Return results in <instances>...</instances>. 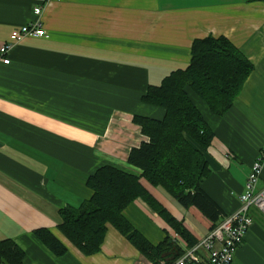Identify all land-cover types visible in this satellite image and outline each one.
I'll return each instance as SVG.
<instances>
[{
    "label": "crops",
    "instance_id": "crops-1",
    "mask_svg": "<svg viewBox=\"0 0 264 264\" xmlns=\"http://www.w3.org/2000/svg\"><path fill=\"white\" fill-rule=\"evenodd\" d=\"M37 6L48 36L25 38L0 63V237L23 248V264H155L112 224L101 249L85 254L60 230V210L91 197L87 179L100 166L141 175L128 160L147 140L134 116L165 115L142 96L185 68L193 41L207 36L229 38L254 64L223 115L189 90L215 133L203 188L225 212L218 223L236 211L264 144V1L0 0V45L38 17ZM141 181L197 241L209 232L197 207ZM263 189L264 166L256 191ZM248 214L253 224L231 264H264V210L252 205ZM124 215L153 244L176 232L142 198ZM41 227L68 251L55 255L35 235Z\"/></svg>",
    "mask_w": 264,
    "mask_h": 264
},
{
    "label": "trees",
    "instance_id": "trees-1",
    "mask_svg": "<svg viewBox=\"0 0 264 264\" xmlns=\"http://www.w3.org/2000/svg\"><path fill=\"white\" fill-rule=\"evenodd\" d=\"M256 1V0H251ZM264 1V0H259ZM254 70V64L225 36L197 38L192 43L191 60L185 68L168 74L159 85H150L142 96L145 103L165 109L163 118L135 115L147 140L129 153V162L141 175L111 164L100 166L87 179L91 197L81 206L60 210V230L87 255L98 252L108 224L123 233L139 251L155 264H170L183 249L167 237L153 244L124 215L135 199H144L193 246L197 240L145 187L141 178L163 189L183 207H197L211 222L218 224L223 208L203 188L211 168L206 156L215 133L189 95H199L217 115L225 114L235 103ZM55 255L67 246L48 228L34 231ZM25 251L12 238L0 237V264H23Z\"/></svg>",
    "mask_w": 264,
    "mask_h": 264
},
{
    "label": "built area",
    "instance_id": "built-area-1",
    "mask_svg": "<svg viewBox=\"0 0 264 264\" xmlns=\"http://www.w3.org/2000/svg\"><path fill=\"white\" fill-rule=\"evenodd\" d=\"M38 16L35 20L13 29L7 41L0 45V63L9 64L12 49L27 37L46 38L47 30L42 22V8L35 7ZM264 166V144L261 154L252 163L244 192L240 195V207L225 216V218L189 246L178 233L173 234V240L183 249L182 255L170 264H231L235 252L242 244L247 231L253 224L248 214L249 207L257 205L264 210V189L256 191L257 183ZM165 262H161L164 264Z\"/></svg>",
    "mask_w": 264,
    "mask_h": 264
}]
</instances>
